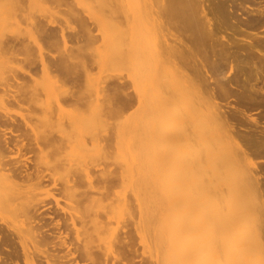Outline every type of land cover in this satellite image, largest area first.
<instances>
[{"label": "rangeland", "instance_id": "obj_1", "mask_svg": "<svg viewBox=\"0 0 264 264\" xmlns=\"http://www.w3.org/2000/svg\"><path fill=\"white\" fill-rule=\"evenodd\" d=\"M193 1L0 0V264H264V0Z\"/></svg>", "mask_w": 264, "mask_h": 264}, {"label": "bare ground", "instance_id": "obj_2", "mask_svg": "<svg viewBox=\"0 0 264 264\" xmlns=\"http://www.w3.org/2000/svg\"><path fill=\"white\" fill-rule=\"evenodd\" d=\"M179 1H180V0H179ZM190 1H191V0H190ZM196 1L198 2V0H196ZM196 1H195V2L193 1V2L196 3ZM203 1H204V0H203ZM226 1H228V0H226ZM201 2H202V0H201ZM228 2H230V1H228ZM239 2H240V1H239ZM198 3H199V2H198ZM203 3H204V2H203ZM179 4H180V3H179ZM236 4H237V3H236ZM238 4H239V3H238ZM240 4H242V3H240ZM192 5H193V3H192ZM194 5H195V4H194ZM196 5L198 6V4H196ZM203 5H204V4H203ZM203 5L200 4V8H201V9H199V10H202V9H203V8H202V7H204ZM205 5H206V4H205ZM223 5H224V4H223ZM233 5H234V4H233ZM243 5H244V4H243ZM230 6H231V3H230ZM241 6H242V5H241ZM261 6H262V5H261ZM231 7H232V6H231ZM179 8H180V7H179ZM198 8H199V6H198ZM261 8H262V7H260V9H261ZM168 9H169V8H168ZM190 9H191V8H190ZM192 9H193V8H192ZM196 9H197V7H196ZM172 10H173V9H172ZM203 10H205V13H206V16H207V15H208L207 12H206L207 7H206L205 9H203ZM203 10H202L201 12H199V13H202ZM168 11H170V10H168ZM168 11H167V12H168ZM208 11H210V10H208ZM175 12H176V11H175ZM180 12H181V11H180ZM195 12H197V11H195ZM178 13H179V11H178ZM203 13H204V12H203ZM169 14H170V13H169ZM194 14H195V13H194ZM194 14H193V15H194ZM257 14H258V13H257ZM263 14H264V13H263ZM174 15H175V14H174ZM179 15H180V14H179ZM199 15H200V14H199ZM206 16H205V17H206ZM208 16H209V15H208ZM214 16H216V15H214ZM217 16H218V15H217ZM219 16H220V15H219ZM195 17H196V16H195ZM195 17H194V18H195ZM202 17H203V16H202ZM83 18H84V17H83ZM196 18H197V17H196ZM203 18H204V17H203ZM211 18H212V17H211ZM211 18H210V19H211ZM215 18H216V17H215ZM225 18H226V17H225ZM237 18H238V17H237ZM263 18H264V17H263ZM204 19H205V20H208L209 18H204ZM212 19H213V18H212ZM217 19H218L217 21L222 20V19L219 20V17H217ZM193 20H194V19H193ZM198 20H199V19H198ZM215 20H216V19H215ZM224 20H225V19H224ZM258 20H259V18H258ZM179 21H180V20H179ZM208 21H209V20H208ZM225 21H227V20H225ZM235 21L237 22V20H235ZM211 22H213V20H212ZM230 22H231V21H230ZM232 22H234V21H232ZM168 23H169V22H168ZM168 23H167L166 26H165V27H167L166 29H168ZM183 23H185V22H183ZM183 23H182V24H183ZM201 23H202V21H201ZM204 23L206 24V22H204ZM207 23L210 24V22H207ZM220 23H222V22H220ZM89 24H90V23H89ZM209 24L207 25L208 27H209L210 25H212V24H210V25H209ZM214 24H215V22H214ZM217 24H218V23H216V25H217ZM225 24H226V23H225ZM238 24H239V23H238ZM44 25H45V24H44ZM173 25H174V24H173ZM177 25H178V24H177ZM183 25H184V24H183ZM197 25H198V24H197ZM218 25H219V24H218ZM229 25H230V24H229ZM233 25H234V24H233ZM262 25H264V24H262ZM39 26H40V25H39ZM52 26H53V25H52ZM60 26H61V25H60ZM185 26H186V25H185ZM204 26H205V25H204ZM214 26H215V25H214ZM221 26H222V25H221ZM259 26H260V25H259ZM58 27H59V26H58ZM58 27H57V28H58ZM64 27H65V25H64ZM67 27H69V26H67ZM70 27H71V26H70ZM70 27H69V28H70ZM88 27H89V26H88ZM91 27H92V26H90V28H91ZM174 27H175V26H174ZM178 27H179V26H178ZM178 27H177V28H178ZM210 27H211V26H210ZM210 27H209V28H210ZM225 27H226V25H225ZM46 28H47V27H46ZM52 28H53V27H52ZM69 28H68V29H69ZM79 28H80V27H79ZM90 28H89V29H90ZM169 28H170V27H169ZM183 28H184V27H183ZM222 28H223V27H222ZM222 28H221V29H222ZM238 28H239V27H238ZM240 28H242V27H240ZM240 28H239V29H240ZM49 29H50V28H49ZM59 29H60V34H61V37H62V38L60 37V35H58V36L60 37V39H62V40H61V41H62L61 43L64 42L65 47H67V45H68L67 43H69L70 40H69V41L67 40L69 36H68V37L66 36V31H65L66 28L64 29L63 26H62V27H60ZM71 29H73V27H71ZM205 29H206V28H205ZM213 29H214V28H213ZM230 29H231V28H230ZM40 30H41V29H40ZM54 30H56V29H53V30H52V32H51L52 35L54 34ZM86 30H87V29H86ZM169 30H170V29H168L167 34H170V33H169ZM210 30H211V29H210ZM210 30L207 29V31H210ZM44 31H45V28H44ZM73 31H74V30H73ZM82 31H83V30H82ZM87 31H88V30H87ZM180 31H181V30H180ZM198 31H199V30H198ZM219 31H220V27H218V26H217V29H216V30H213L212 32H211V31H210V32H203V31L201 30V32H200V39H202V38H207L208 40H211V41L209 42L210 45H212L213 43H214V44L216 43V44L219 45L220 42H221V41H220V37H222V34H220L221 36H220L219 38L216 37V35L219 33ZM41 32H42V31H41ZM41 32H40V33H41ZM48 32H49V31H48ZM79 32H80V31H79ZM92 32H93V31H92ZM170 32H171V31H170ZM222 32H223V31H222ZM225 32H226V31H225ZM231 32H232V31H231ZM51 33H49L50 37H51ZM80 33L82 34V32H80ZM80 33H79V34H80ZM85 33H86V32H85ZM241 33H242V32H241ZM46 34H48V33H46ZM164 34H165V33H164ZM164 34H162V36H163ZM171 34H172V36H174V35H178L179 33H178V34L175 33V34L173 35V32H172ZM171 34H170V35H171ZM223 34H224V33H223ZM236 34H237V33H236ZM255 34H256V33H255ZM41 35H42V34H41ZM49 35H48V36H49ZM192 35H193V34H192ZM225 35H226V34H225ZM225 35H224V37H225ZM233 35H235V33H234ZM16 36H17V35H16ZM44 36H45V35H44ZM44 36H42V37H44ZM80 36H81V35H80ZM168 36H169V35H168ZM178 36H179V37H178ZM178 36H176L177 38H176L175 36H174V37H175L176 39H179L180 36H181V34L178 35ZM198 36H199V35H198ZM217 36H219V35H217ZM237 36H238V35H237ZM250 36H251V35H250ZM250 36H249V37H250ZM256 36H257V35H255V37H256ZM42 37H41V38H42ZM55 37H56V35H55ZM59 37H58V38H59ZM71 37H72V35H71ZM74 37H75V36H74ZM84 37H85V36H84ZM163 37H164V36H163ZM174 37H173V38H174ZM191 37L194 38L193 36H191ZM196 37H197V36H196ZM224 37H222V39H223ZM229 37H231V36H229ZM17 38H19V37H17ZM22 38H23V36H22ZM76 38H78V36H77ZM170 38H171V37H170ZM197 38H198V37H197ZM226 38H227V36H226ZM253 38H254V36H253ZM256 38H257V37H256ZM12 39H13V37H12ZM12 39H11V40H12ZM70 39H71V38H70ZM88 39H89V38H88ZM164 39H165V42H166V40H167V42H168V39H166V38H164ZM190 39H191V38H190ZM227 39H228V38H227ZM227 39L224 38V40H226V41H227ZM16 40H19V41H20V39H16ZM55 40H56V39H54V41H55ZM78 40H79V38H78ZM84 40H85V39H84ZM202 40H203V39H202ZM204 40H205V39H204ZM233 40H235V39H233ZM239 40H241V39L239 38ZM250 40H251V39H250ZM12 41H13V40H12ZM19 41H18V42H19ZM23 41H24V40H23ZM45 41H46V40H45ZM48 41H50V40H48ZM54 41H53V42H54ZM58 41H59V40H58ZM67 41H68V42H67ZM82 41H83V40H82ZM173 41H174V40H173ZM173 41H172V42H173ZM178 41H180V40H177V42L174 41L173 43H178ZM181 41L183 42L182 37H181ZM229 41H230V39H229ZM229 41H228V42H229ZM231 41H232V40H231ZM241 41H242V40H241ZM247 41H249V40H247ZM18 42H17V43H18ZM51 42H52V41H51ZM56 42H57V41H56ZM169 42H170V41H169ZM192 42H193V41H192ZM223 42H224V41H223ZM238 42H239V41H238ZM243 42H246V40L243 39ZM255 42H256V41H255ZM11 43H12V42H11ZM20 43H21V42H20ZM24 43H25V42H24ZM39 43H41V42L39 41ZM47 43H48V42H47ZM57 43H58V42H57ZM163 43H164V40H163ZM251 43H252V42H251ZM256 43H257V42H256ZM45 44H46V43H45ZM51 44H52V43H51ZM167 44H168V43H166L165 45H167ZM197 44H198V43H197ZM223 44H224V43H223ZM236 44H237V46H240V45H241L240 43H236ZM253 44H254V43H253ZM13 45H14V44H13ZM19 45H20V44H19ZM37 45H38V41H37ZM64 45H63V44H62V45L60 44V46H64ZM161 45H162V43H161ZM170 45H171V44H170ZM174 45H175V44H174ZM177 45H178V44H176V46H177ZM181 45H182V44H181ZM202 45H203V44H202ZM204 45H205V44H204ZM256 45H258V44H256ZM26 46H27V43H26ZM41 46H42V44H41ZM47 46H48V45H47ZM56 46H57V45H56ZM60 46H59V43H58V47H60ZM80 46H81V45H80ZM159 46H160V45H159ZM178 46H179V45H178ZM197 46H198V45H197ZM208 46H209V45H208ZM220 46H221V44H220ZM21 47H22V46H21ZM37 47H38V46H37ZM48 47H50V46H48ZM65 47H64V49H65V51H66V48H65ZM76 47H78V46H76ZM167 47H168V49H169V50H168L169 52H167V53H170V49H171L172 47L169 48V46H166V48H167ZM181 47H182V46H181ZM183 47H184V45H183ZM183 47H182V48H183ZM249 47L251 48V46H249ZM254 47H255V49H256V46H255V45H254ZM9 48H10V47H9ZM17 48H18V47H17ZM43 48H44V47H41V50H42ZM62 48H63V47H62ZM82 48H83V47H82ZM178 48H179V47H177L176 49H178ZM204 48H205V47H204ZM204 48H203V49H204ZM208 48H210V47H208ZM213 48H214V47H213ZM239 48H240V47H239ZM11 49H12V48H11ZM71 49H72V48H71ZM71 49H70V50H71ZM78 49L80 50V48H78ZM164 49H165V48H164ZM173 49H175V48H173ZM183 49H184V48H183ZM183 49H182V50H183ZM195 49H197V48H195ZM206 49H207V48H206ZM220 49H221V48H220ZM240 49H241V48H240ZM248 49H249V48H248ZM252 49H254V48H252ZM12 50H13V49H12ZM44 50L46 51L45 48H44ZM157 50H158V51L161 50V51L157 52V55H156V57H157L159 60H158L157 58H156V59H157L159 62H161V61H160V57H161V54H162L161 52H162L163 49H162L161 46H160V48H159V49H156V51H157ZM179 50H180V48H179ZM179 50H177V51L179 52ZM182 50H180V51H182ZM197 50H198V49H197ZM201 50H202V49H201ZM225 50H226V49H225ZM260 50H262V49H260ZM260 50H259V51L257 50V51H258L259 53H261ZM62 51H63V50H62ZM68 51H69V50H68ZM125 51H126V50H125ZM166 51H167V50H166ZM175 51H176V50H175ZM204 51H205V50H204ZM210 51H211V50H210ZM213 51H214V50H213ZM215 51H216V50H215ZM215 51H214V53H215ZM238 51H239V50H238ZM249 51H250V50H249ZM257 51H256V52H257ZM66 52H67V51H66ZM172 52H173V51H172ZM206 52H207V51H206ZM219 52H220V51H219ZM219 52H218V53L216 52V53L219 55ZM258 52H257V54H259ZM67 53H69V52H67ZM73 53H74V52H73ZM158 53H159L160 55H159ZM167 53H164V52H163V54H165L166 57H168V56L171 57V54H172V53H170L169 55H168ZM174 53H175V52H174ZM183 53H184V52H183ZM198 53H199V52H198ZM200 53H201V51H200ZM209 53H212V52H209ZM216 53H215V55H216ZM65 54H66V53H65ZM70 54H71V53H70ZM126 54H127V53H126ZM176 54H177V53H176ZM255 54H256V53H255ZM180 55H181V54H180ZM239 55H240V54H239ZM42 56H43V52H42ZM158 56H160V57H158ZM162 56H163V55H162ZM174 56H175V55H174ZM182 56H183V55H182ZM209 56H210V55H209ZM222 56H225V52H224V51L221 52V55H220V59H219V60H216L217 57H216L215 59L213 58L214 60H213L212 57H211V59H212L213 62L215 63V64H214V67H215L216 64L221 63ZM234 56H235V54H234ZM236 56H237V54H236ZM75 57H76V56H75ZM80 57H81V56H80ZM170 57H168L169 59H168V58H165V57H164V58L167 59V60L170 62V60H171ZM196 57H197L198 59L201 58V57H199L198 54L196 55ZM204 57H205V56H204ZM213 57H214V56H213ZM228 57H229V56H228ZM81 58H82V57H81ZM161 58L163 59V60H162L163 63H164V64H167L168 61H165L163 57H161ZM175 58H176V57H175ZM206 58H208V56H206ZM206 58H205V60H206ZM236 58H237V57H236ZM43 59H44V58H43ZM74 59H75V58H74ZM79 59H80V58H79ZM179 59H180V58H179ZM202 59H203V58H202ZM34 60H35V59H34ZM39 60L41 61V59H39ZM44 60H45V59H44ZM75 60L77 61V59H75ZM157 60H156V62H157V64H158V61H157ZM172 60H173V59H172ZM172 60H171V62H175V60H174V61H172ZM194 60H195V59H194ZM228 60H229V59H228ZM237 60H238V59H237ZM32 61H33V60H32ZM35 61H36V60H35ZM164 61H165L166 63H165ZM176 61H177V60H176ZM185 61H188V60L186 59ZM196 61H197V59H196ZM200 61H202V60L200 59ZM200 61H198V62H199V66H200L201 63H202L201 65H203V64L205 65L204 62H200ZM203 61H204V60H203ZM208 61H209V60H208ZM63 62H64V61H63ZM32 63H34V62H32ZM41 63H42V61H41ZM65 63H66V62H65ZM177 63H179V62H176V65H177ZM182 63L185 64V62H182ZM195 63L197 64V62H195ZM206 63H207V62H206ZM43 64L45 65V64H48V63H47L46 61H44ZM161 64H162V63H161ZM173 64H175V63H173ZM184 64H181V63H180V64H178V65H180V67H181V66L184 67ZM193 64H194V63H193ZM193 64H192V65H193ZM68 65H69V64H68ZM70 65H71V64H70ZM76 65H77V63H76ZM176 65H175V66H176ZM197 65H198V64H197ZM46 66H48V65H46ZM74 66H75V65H74ZM193 66H194V65H193ZM199 66H197V67H199ZM206 66H207V65H206ZM206 66H205V68H204V66H200L199 68H200V69H201V68H202V69H205V71H204V70H203V71L208 75V74H209V73H208L209 71L206 72ZM219 66H220V65H219ZM222 66H223V64H222ZM239 66H240V65H239ZM44 67H45V66H44ZM44 67H43V68H44ZM166 67H167V66H166ZM166 67H165V68H166ZM190 67H191V66H190ZM194 67H195V66H194ZM194 67H193V68H194ZM208 67H209V66H208ZM241 67H242V66H241ZM46 68H47V67H46ZM48 68H49V66H48ZM48 68H47V69H48ZM72 68H73V66H72ZM176 68L178 69L177 66H176ZM195 68H196V67H195ZM181 69H182V68H181ZM181 69H180V71H182ZM196 69H197V68H196ZM202 69H201V70H202ZM215 69H216V68H215ZM45 70H46V69H45ZM155 70H156V69H155ZM155 70H154V72H153V75H154L155 72H156ZM159 70H160V67H159ZM198 70H199V69H198ZM198 70H197V71H198ZM193 71H194V70H193ZM204 72H203V73H204ZM210 72H211V71H210ZM218 72H219V71H218ZM198 73H200V72H198ZM203 73H202V75L205 74V73H204V74H203ZM212 73H213V70H212ZM238 73H239V72H238ZM156 74H157V73H156ZM156 74H155V75H156ZM206 74H205V75H206ZM162 75H164V73H163ZM207 75H206V76H207ZM209 75H210V74H209ZM154 77H156V76H154ZM161 77H162V76H161ZM206 78H208V76H207ZM215 78H216V77H215ZM155 79H156V78H155ZM248 79H249V78H248ZM160 80H161V79H160ZM233 80H234V79H233ZM233 80H232V81H233ZM237 80H238V79H237ZM161 81H162V80H161ZM226 81H227V80H226ZM230 81H231V80H230ZM239 81H240V80H239ZM248 81H249V80H248ZM208 82H209V81L206 80V83H202V84L208 86ZM234 82H235V81H234ZM123 83H124V82H123ZM228 83H229V82H228ZM160 84H161V83H160ZM222 84H223V83H222ZM239 84H240V82H239ZM239 84H238V85H239ZM226 85H227V84H226ZM235 85H236V84H235ZM235 85H234V86H235ZM123 86H124V85H123ZM200 86H201V84H200ZM231 86H233L232 83H231ZM234 86H233V87H234ZM236 86H237V85H236ZM236 86H235V87H236ZM124 87H125V86H124ZM228 87H229V86H228ZM237 87L239 88V86H237ZM237 87H236V88H237ZM118 88H119V87H118ZM200 88H201V87H200ZM206 88H207V87H206ZM208 88H209V86H208ZM251 88H252V87H251ZM231 89H233V88H231ZM206 90H207V89H206ZM234 90H235V88H234ZM236 90H237V89H236ZM200 91L202 92V90H200ZM207 91H210V90H207ZM220 91H221V90H220ZM239 91H240V90H238V92H239ZM261 91H262V90H261ZM210 92L213 93V94H216V93H214V90H213V91L211 90ZM215 92H216V91H215ZM229 92H230V91H229ZM236 92H237V91H236ZM128 93H130V92H128ZM208 93H209V92H208ZM232 93H233V92H232ZM126 94H127V92H126ZM126 94H125V95H126ZM130 94H131V93H130ZM200 94H201V93H200ZM229 94H230V93H229ZM128 95H129V94H128ZM135 95H136V94H135ZM137 95H139V94H137ZM211 95H212V94H211ZM227 95H228V94H227ZM73 96H74V95H72V98H73ZM212 96H214V95H212ZM215 96H216V95H215ZM128 97H129V96H128ZM137 97H138V96H137ZM220 97H221V96H220ZM222 97H223V96H222ZM225 97H227V96H225ZM125 98H127V96H126ZM125 98H124V99H125ZM134 98H135V96H134ZM75 99H76V98H75ZM132 100H133V98H132ZM128 102H129V101H128ZM130 102H131V101H130ZM130 102H129L128 104H130ZM201 102H202V101H201ZM123 104H124V102H123ZM214 104H216V103H211V105L209 104L208 107L210 108V106H212L211 108H215V110H214V109H212V110H214L215 112H217V111H216V106H215ZM204 105H205V104H204ZM204 105H202V104L200 103V110H201V108H203ZM216 105H217V104H216ZM127 106H128V105H127ZM213 106H214V107H213ZM217 106H218V105H217ZM206 107H207V106H206ZM206 107H204V108H206ZM208 107H207V108H208ZM214 111H212V112H214ZM217 113H218V112H217ZM217 113H216V114H217ZM232 113H233V112H232ZM223 114H224V112H223ZM218 115H219V114H217V116H218ZM225 115H226V114H224L223 116L225 117ZM235 115H236V113L234 114V116H235ZM220 116H221V113H220ZM220 116H219V117H220ZM213 117H214V115H213ZM228 117H230V116H228ZM236 117H237V116H236ZM242 117H244V116H242ZM246 117H247V116H246ZM232 118H233V117H232ZM252 118H254V117H250L251 120H254V119H255V118H254V119H252ZM217 119H219V118H217ZM222 119H224V121H225V119H227V116H226V118H223V117H222ZM222 119H221V120H222ZM245 119H246V118H245ZM247 119H248V118H247ZM230 120H231V119H230ZM232 120H233V121H232ZM232 120H231L232 122H235V123H236V120H235V121H234V119H232ZM238 120H239V119H238ZM242 120H243V119H242ZM222 121H223V120H222ZM222 121H221V122H222ZM254 121H255V120H254ZM232 122H230V123L232 124ZM240 122H241V121H240ZM255 122H256V121H255ZM225 123H228V124H226L227 126L229 125V121H227V122H225ZM235 123H234V124H235ZM237 123H238V122H237ZM258 123H259V122H258ZM258 123H257V126H259ZM255 124H256V123H255ZM259 124H260V123H259ZM261 124H262V123H261ZM262 125H263V124H262ZM230 127L233 128L234 126L232 125V126H230ZM238 127H239V126H238ZM263 127H264V126H263ZM263 127L261 126V128H263ZM227 128H229V127H227ZM230 129H231V128H230ZM230 129H229V130H230ZM233 129H235V127H234ZM240 129H242V128H240ZM240 129H239V131H240ZM256 129H257V128H256ZM227 130H228V129H227ZM229 130H228V132H229ZM260 130H261V129H260ZM230 131H231V130H230ZM256 131H257V130H256ZM228 132H227V133H228ZM234 132H235V131H234ZM234 132H233V133H234ZM247 132H248V131H247ZM254 132H255V131H254ZM257 132H258V131H257ZM231 133H232V132H231ZM233 133H232V135H233ZM236 133H237V132H236ZM255 133H256V132H255ZM260 133H262V132H260ZM240 134H241V132H240ZM242 134H243V133H242ZM228 135H229V134H228ZM228 135H227V136H228ZM248 135H249V134H248ZM252 135H253V133H252ZM255 135H256V134H255ZM259 135H260V134H259ZM233 136H236L235 138H237V135H233ZM239 136H240V135H239ZM253 136H254V135H253ZM257 136H258V135H257ZM228 137H231V136H228ZM241 137H242V136H241ZM255 137H256V136H255ZM262 137H263V136H262ZM248 138H249V137H248ZM263 138H264V137H263ZM2 139H3V138H2ZM4 139H6V138H4ZM239 139H242V138H238L237 140L240 141ZM243 139H244V138H243ZM243 139H242V140H243ZM258 139H259V137H258ZM232 140H233V139H231L230 141L232 142ZM242 140H241V141H242ZM246 140H247V139H246ZM263 140H264V139H263ZM1 141H3V140H1ZM6 141H7V139H6ZM233 141L235 142V140H233ZM257 141H258V140H257ZM7 142H8V141H7ZM234 142H233V144L236 145V143H234ZM248 142H250V141H248ZM263 142H264V141H263ZM5 143H6V142H5ZM239 143H241V145L243 146V143H244V142H243V143H242V142H239ZM250 143H251V142H250ZM247 144H248V143L244 144V146L247 145ZM263 144H264V143H263ZM2 145H3V144H2ZM22 145H23V144H22ZM235 145H234L235 149H240V150H242V147L239 148L240 146L237 147V146H235ZM249 145H250V144H249ZM259 145H261V144H259ZM259 145H258V147H259ZM9 146H10V145H8V147H9ZM1 147H2V146H1ZM1 147H0V148H1ZM248 147H249V146H248ZM245 148H246V147H245ZM252 148H254V147H252ZM5 149H6V148H5ZM9 149H10V148H9ZM246 149H247V148H246ZM250 149H251V148H250ZM259 149H260V148H259ZM240 150H238L237 152L239 153ZM251 150H254V149H251ZM251 150H250V151H251ZM242 151L245 152V153H247V154L249 153V151L246 152L245 149L242 150ZM242 151H240V152H242ZM234 152H235V150H234ZM245 153H244V154H245ZM235 154L237 155V153H235ZM247 154H246V155H247ZM239 155H240V154H238V156H239ZM241 155L243 156V153H241ZM246 155H244V158L246 157ZM250 155H252V154H248V156H250ZM248 156H247V158H248ZM19 160H20V159H19ZM21 161H22V160H21ZM209 162H210V161H209V155L206 154L205 158H204V157H201V155H200V165H203V164H204V165H206V167H208V165H210ZM22 163H23V162H22ZM25 163H26V162H25ZM6 164H7L6 166H8V163H6ZM13 164H14V163H13ZM15 164H16V163H15ZM18 164H19V163H18ZM11 165H12V163H11ZM16 165H17V164H16ZM19 165H20V164H19ZM24 165H25V164H24ZM204 165H203V167H204ZM14 166H15V165H14ZM22 166H23V164H22ZM26 166H27V165H26ZM8 167H9V166H8ZM16 167H17V166H16ZM24 167H25V166H23V169H24ZM200 167H201V166H200ZM206 167H205V168H206ZM210 167H211V166H210ZM210 167H208V168H210ZM1 168H2V167H1ZM5 168H6V167H5ZM16 169H17V168H16ZM23 169H22V170H23ZM26 169H27V168H26ZM254 169H255V168H254ZM4 170H5V169H4ZM7 170H8V169H7ZM9 170H10V169H9ZM13 170H14V169H13ZM13 170H12V171H13ZM249 170H250V169H249ZM10 171H11V170H10ZM10 171H9V172H10ZM15 171H16V170H15ZM23 171H24V170H23ZM23 171H22V173H23ZM18 172H21V171H18ZM26 172H27V171H26ZM250 172H251V173L253 172L252 169H251L250 171H248V174H249ZM28 173H29V171H28ZM86 173H87V171H86L84 174L86 175ZM11 174H12V173H11ZM24 174H25V173H24ZM34 174H35V173H34ZM36 174H37V172H36ZM87 174H88V173H87ZM262 174H263V173H262ZM262 174L260 173V176H262ZM16 175H17V174H16ZM20 175H21V174H20ZM40 175H41V174H40ZM250 175H251V174H249V177L246 178V182H247L249 188L252 189V188L254 187V185H252L253 183H251V182H252V181H251L252 178L250 177ZM253 175H254V172L252 173V176H253ZM12 176H13V175H12ZM17 176H18V175H17ZM35 176H36V175H35ZM38 176H39V174H38ZM88 176H89V175H88ZM255 176H256V174H255ZM255 176H254V177H255ZM257 176H259V173H257ZM260 176H259V177H260ZM263 176H264V175H263ZM18 177H19V176H18ZM22 177H23V176H22ZM36 177H37V176H36ZM254 177H253V178H254ZM259 177H258V178H259ZM258 178H255V179L257 180L256 183H258V185H259V182H260V181L258 180ZM255 179H254V180H255ZM259 179H261V178H259ZM40 180H41V179H40ZM261 180H264V179H261ZM38 181H39V180H38ZM256 187H257V186H256ZM258 188H259V187H258ZM260 188H261V187H260ZM260 188H259L258 190H261ZM255 189H256V188H255ZM254 191H255V190H254ZM256 192H257V191H256ZM259 192H260V191H259ZM259 192H258V193H259ZM261 192H262V191H261ZM261 192H260V194H261ZM201 193H203V187H202V186L200 187V194H201ZM251 193H252V191H251ZM253 193H254V192H253ZM263 194H264V193H263ZM255 195H256V194H255ZM259 197H261V200H262V197H263V200H264V196H262V194H261V196H259ZM256 198H257V197H256ZM259 199H260V198H259ZM259 199H258V200H259ZM256 201H257V200H256ZM256 201H255V202H256ZM201 202H202V199H201V197H200V203H201ZM262 202H263V201H262ZM41 203H42V202H41ZM257 203H258V202H257ZM39 204H40V203H39ZM42 204H43V203H42ZM260 204H261V203H260ZM263 204H264V202H263ZM263 204H261V205L264 206ZM37 205H38V204H37ZM37 205H36V206H37ZM258 205H259V203H258ZM36 206H35V208H36ZM257 208H258V207H257ZM42 209H44V208L41 207V210H42ZM259 209H260V208H259ZM259 209H258V210H259ZM262 209H263V207H262ZM33 210H34V209H33ZM39 210H40V209H39ZM41 210H40V211H41ZM40 211H39V212H40ZM205 211H206V210H205ZM210 211H211V210H210ZM259 211H260V210H259ZM33 212H34V211H33ZM37 212H38V211H37ZM41 212H42V211H41ZM41 212H40V213H41ZM207 212L209 213V211H207ZM211 212H212V211H211ZM263 212H264V209H263L262 213H263ZM208 213H206V215H209ZM212 213H213V212H212ZM262 213H261V215H262ZM33 214H34V213H33ZM38 214H39V213H38ZM41 214H42V213H41ZM36 215H37V214H36ZM256 215H257V214H256ZM259 215H260V214H259ZM202 216H203V215H202ZM262 216H263V215H262ZM200 217H201V216H200ZM204 217H205V216H204ZM43 218H44V217H43ZM70 218H71V217H70ZM35 219H36V218H35ZM36 220H37V219H36ZM42 220H43V219H42ZM70 220H71V219H70ZM200 220H202V219H199V221H198V223H197V224H199V228H198V230H197L198 232L200 231V227H201V226H200ZM258 220H259V217H258ZM71 221H72V220H71ZM73 221H74V220H73ZM38 222H41V221H37V224H38ZM43 222H44V221H43ZM57 222H59V221L57 220ZM262 222H263V221H262ZM35 223H36V222H35ZM35 223H34V224H35ZM259 223H260V222H259ZM259 223H258V224H259ZM263 223H264V222H263ZM40 224H41V223H40ZM54 224H56V223H54ZM202 224L207 225L208 227L215 228V227L218 225V220L216 219V217L208 216V217L205 218L204 223H202ZM259 225H261V224H259ZM36 226H37V225H36ZM57 226H60V224H58ZM202 226H203V225H202ZM219 226H220V225H219ZM38 227H39V225H38ZM55 227H56V225H55ZM55 227H54V228H55ZM204 227H205V226H204ZM0 228H2V227H0ZM42 228H43V227H42ZM49 228H50V227H49ZM56 228H58V227H56ZM39 229H41V228H39ZM44 229H45V228H44ZM208 229H209V228H208ZM260 229H261V228H260ZM263 229H264V228H263ZM263 229H262V231H263ZM0 230H2V229H0ZM42 230H43V229H42ZM51 230H52V229H51ZM51 230H50V232H51ZM54 230H55V229H54ZM57 230H58V229H57ZM59 230H60V229H59ZM210 230H211V229H210ZM215 230H216V229H215ZM215 230H214V231H215ZM205 231H206V229H205ZM211 231H212V230H211ZM211 231H210V232H211ZM262 231H261V233H263ZM1 232H3V231H1ZM48 232H49V229H48ZM58 232H59V231H58ZM61 232H62V231H61ZM215 232H216V231H215ZM54 233H55V232H54ZM206 233H207V231H206ZM216 233H217V232H216ZM5 234H6V233H5ZM5 234H4V236H5ZM44 234H45V233H44ZM47 234H48V233H47ZM52 234H53V233H52ZM59 234H61V233H59ZM214 234H215V233H214ZM8 235H10V234H8ZM50 235H51V234H50ZM56 235H58V234L56 233ZM0 236H1V235H0ZM41 236H44V235H41ZM59 236H60V235H59ZM59 236H58L57 238H61V237H62V234H61V237H59ZM263 236H264V234H263ZM64 237H65V236H63V237L61 238L62 241L64 240ZM3 238H4V237H3ZM54 239H55V237H54ZM262 239H264V238L262 237ZM6 240H7V239H6ZM51 240H52V239H51ZM55 240H56V239H55ZM66 240H67V239L65 238V242L68 243V241H66ZM1 241H2V240H1ZM48 241H49V240H48ZM8 242H9V241H8ZM3 243H4V242H3ZM6 244H7V243H6ZM69 244H70V243H69ZM69 244H68V246H67V244H66V248L69 247ZM53 245H54V244H53ZM63 245H65V244H63ZM54 247H55V246H54ZM70 247H71V246H70ZM59 249H60V248H59ZM69 249H70V248H69ZM62 250H63V248H62ZM64 250H65V248H64ZM68 251H69V250H68ZM63 252H64L65 255H66V252H65V251H63ZM11 253H12V252H11ZM68 253H69V252H68ZM73 253H74V252H73ZM73 253L71 252L72 255H73ZM62 254H63V253H62ZM74 254H75V253H74ZM65 255H64V256H65ZM69 255H70V253H69ZM59 256H60V255H59ZM62 256H63V255H62ZM70 256H71V255H70ZM66 257H67V256H66ZM60 258H61V257H60ZM63 258H64V257H63ZM72 258H73V257H72ZM46 259H47V257H46ZM65 259H67V258H65ZM68 259H69V257H68ZM50 261H51V260H46V262H48V263H49ZM61 261H62V260H61ZM53 262H55V263L57 264V261H53ZM58 262H60V260H58ZM62 262H63V261H62ZM62 262H61V263H62ZM48 263H47V264H48ZM99 263H100V262H99ZM50 264H51V263H50ZM53 264H54V263H53ZM63 264H64V263H63Z\"/></svg>", "mask_w": 264, "mask_h": 264}]
</instances>
